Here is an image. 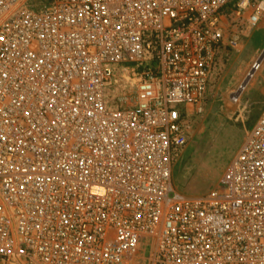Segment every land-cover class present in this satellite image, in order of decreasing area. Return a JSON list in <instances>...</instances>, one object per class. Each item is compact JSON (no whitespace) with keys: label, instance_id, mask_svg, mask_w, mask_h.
Returning <instances> with one entry per match:
<instances>
[{"label":"built area","instance_id":"built-area-1","mask_svg":"<svg viewBox=\"0 0 264 264\" xmlns=\"http://www.w3.org/2000/svg\"><path fill=\"white\" fill-rule=\"evenodd\" d=\"M263 18L264 0H0V264H264V112L216 189L174 181L218 54Z\"/></svg>","mask_w":264,"mask_h":264},{"label":"rangeland","instance_id":"rangeland-1","mask_svg":"<svg viewBox=\"0 0 264 264\" xmlns=\"http://www.w3.org/2000/svg\"><path fill=\"white\" fill-rule=\"evenodd\" d=\"M251 29L237 48L225 45L217 56L203 111L192 118L187 144L174 163L175 186L182 195L202 196L217 188L246 133L264 112V64L236 105L229 97L264 55V18ZM118 88L114 84L112 90Z\"/></svg>","mask_w":264,"mask_h":264},{"label":"bare ground","instance_id":"bare-ground-1","mask_svg":"<svg viewBox=\"0 0 264 264\" xmlns=\"http://www.w3.org/2000/svg\"><path fill=\"white\" fill-rule=\"evenodd\" d=\"M263 64H264V55H263V57H259L257 59V61L254 62L253 66H251V68L247 71L246 75L244 76V78L242 80V83L237 88V89H239L241 87L242 90H243L242 92L239 93L240 95L238 94V95H235V96H233V95L231 96V94H235L237 92V90L231 92V94H230L229 97H230V101H231V103L233 105H236L239 102L241 96H243V94L246 92V90L249 87H250V89L252 88L253 81L256 78L257 74L259 73V70L262 68ZM252 68H254V71L253 72H251ZM250 74L252 75L251 77L249 76Z\"/></svg>","mask_w":264,"mask_h":264}]
</instances>
